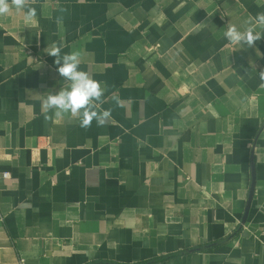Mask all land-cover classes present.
Masks as SVG:
<instances>
[{
    "label": "crops",
    "instance_id": "crops-1",
    "mask_svg": "<svg viewBox=\"0 0 264 264\" xmlns=\"http://www.w3.org/2000/svg\"><path fill=\"white\" fill-rule=\"evenodd\" d=\"M34 6L0 16V264H264V39L223 35L264 0ZM53 42L102 82L103 125L45 118Z\"/></svg>",
    "mask_w": 264,
    "mask_h": 264
},
{
    "label": "clouds",
    "instance_id": "clouds-1",
    "mask_svg": "<svg viewBox=\"0 0 264 264\" xmlns=\"http://www.w3.org/2000/svg\"><path fill=\"white\" fill-rule=\"evenodd\" d=\"M35 3L36 0H0V16L23 13L25 24L30 25L37 16ZM223 35L230 45L253 47L257 41L264 39V12L249 16L239 27L228 23ZM62 47V44L53 42L45 49L50 56L55 57L56 71L64 79V85L58 92H49L41 101L45 118H50L49 113L56 118L70 114L83 128L90 127L94 119L103 125L111 111L99 109L105 91L102 82L94 80L87 71L80 69L82 53L79 50L62 55ZM261 77L264 78V71Z\"/></svg>",
    "mask_w": 264,
    "mask_h": 264
},
{
    "label": "built area",
    "instance_id": "built-area-1",
    "mask_svg": "<svg viewBox=\"0 0 264 264\" xmlns=\"http://www.w3.org/2000/svg\"><path fill=\"white\" fill-rule=\"evenodd\" d=\"M11 177V174H10V172H1L0 173V180L1 179H8V178H10ZM22 262H23V260H21Z\"/></svg>",
    "mask_w": 264,
    "mask_h": 264
},
{
    "label": "water",
    "instance_id": "water-1",
    "mask_svg": "<svg viewBox=\"0 0 264 264\" xmlns=\"http://www.w3.org/2000/svg\"><path fill=\"white\" fill-rule=\"evenodd\" d=\"M253 191H254V190H253V188H252V189H251V194H250V195H251V196H250V200H251V198H252Z\"/></svg>",
    "mask_w": 264,
    "mask_h": 264
}]
</instances>
